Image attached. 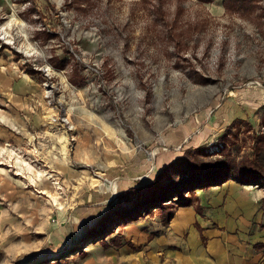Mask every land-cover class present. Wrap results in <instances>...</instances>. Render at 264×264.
I'll return each mask as SVG.
<instances>
[{
	"label": "rangeland",
	"instance_id": "1",
	"mask_svg": "<svg viewBox=\"0 0 264 264\" xmlns=\"http://www.w3.org/2000/svg\"><path fill=\"white\" fill-rule=\"evenodd\" d=\"M263 132L264 0H0V264H131L177 198L101 219Z\"/></svg>",
	"mask_w": 264,
	"mask_h": 264
},
{
	"label": "crops",
	"instance_id": "2",
	"mask_svg": "<svg viewBox=\"0 0 264 264\" xmlns=\"http://www.w3.org/2000/svg\"><path fill=\"white\" fill-rule=\"evenodd\" d=\"M208 191L199 210L179 207L137 250L128 246L131 264H264V188L233 180Z\"/></svg>",
	"mask_w": 264,
	"mask_h": 264
},
{
	"label": "trees",
	"instance_id": "3",
	"mask_svg": "<svg viewBox=\"0 0 264 264\" xmlns=\"http://www.w3.org/2000/svg\"><path fill=\"white\" fill-rule=\"evenodd\" d=\"M243 1L227 0V2L232 4L243 3ZM173 167H177L178 174H181L179 180L168 181L164 184L160 180H157L150 187L151 191L149 190L148 192V189H141L137 200L131 202L128 207L121 205L115 214L109 212L101 219L100 223L103 227V233L105 234L109 231L111 221L116 220L120 223L136 221L153 209L166 206L164 204L174 198H177L176 202L181 207L189 206L188 202L190 198L185 196L186 192L217 186L230 180H236L242 185L254 184L264 186V132L257 137L253 158L239 162L232 158L216 163L201 161L196 165L184 161L180 164L179 168L175 164ZM173 167L171 166L170 168ZM174 216V211L166 215V226L170 224V220Z\"/></svg>",
	"mask_w": 264,
	"mask_h": 264
},
{
	"label": "bare ground",
	"instance_id": "4",
	"mask_svg": "<svg viewBox=\"0 0 264 264\" xmlns=\"http://www.w3.org/2000/svg\"><path fill=\"white\" fill-rule=\"evenodd\" d=\"M111 188H112L111 190H113L114 192L116 191L115 190L116 189L115 183L112 184V187Z\"/></svg>",
	"mask_w": 264,
	"mask_h": 264
}]
</instances>
